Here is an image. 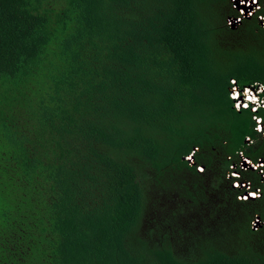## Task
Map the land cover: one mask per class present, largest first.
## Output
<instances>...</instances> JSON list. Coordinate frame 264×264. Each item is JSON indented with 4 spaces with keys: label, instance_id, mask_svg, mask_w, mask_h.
Masks as SVG:
<instances>
[{
    "label": "trees",
    "instance_id": "obj_1",
    "mask_svg": "<svg viewBox=\"0 0 264 264\" xmlns=\"http://www.w3.org/2000/svg\"><path fill=\"white\" fill-rule=\"evenodd\" d=\"M230 1L0 0V264H264L230 96L264 97V0Z\"/></svg>",
    "mask_w": 264,
    "mask_h": 264
},
{
    "label": "rangeland",
    "instance_id": "obj_2",
    "mask_svg": "<svg viewBox=\"0 0 264 264\" xmlns=\"http://www.w3.org/2000/svg\"><path fill=\"white\" fill-rule=\"evenodd\" d=\"M230 2H231V5H232V8L238 10V12H239V14H241V16L248 17L249 14L253 12L252 10L254 8L258 9L257 8V3H255L256 1L254 2V0H247V1L246 0H231ZM259 20L262 22V25H264V19H259ZM238 21H239V19L231 20L230 21L231 24L230 23H228V24H230L231 26L232 25L236 26L239 23ZM235 107L237 108L238 106H235ZM242 163H243V165H242L241 168L243 170H245L249 166L248 165V161L244 159V160H242ZM260 164H261V162H259V165ZM244 189L247 190L246 187ZM245 196H248V195L244 194L242 199H244ZM262 225H263V222L260 219L256 218L255 222L253 223V228L254 229H257V228L260 229V227Z\"/></svg>",
    "mask_w": 264,
    "mask_h": 264
},
{
    "label": "built area",
    "instance_id": "obj_3",
    "mask_svg": "<svg viewBox=\"0 0 264 264\" xmlns=\"http://www.w3.org/2000/svg\"><path fill=\"white\" fill-rule=\"evenodd\" d=\"M244 92L245 93L247 92L246 95L248 100L253 99V101H256L255 104L252 106L253 111L255 109H258L257 105H260V107L264 109V97H259V94L263 93L262 86H258L256 91H253L252 89H244ZM239 94L240 93L236 89H234L230 96L235 101V106H238L240 108L246 107L245 101L239 97ZM257 125H258L257 129L258 131H260V129L262 128L261 126H264V123L262 122L261 119H258Z\"/></svg>",
    "mask_w": 264,
    "mask_h": 264
},
{
    "label": "clouds",
    "instance_id": "obj_4",
    "mask_svg": "<svg viewBox=\"0 0 264 264\" xmlns=\"http://www.w3.org/2000/svg\"><path fill=\"white\" fill-rule=\"evenodd\" d=\"M247 1V0H246ZM254 2H255V0H254ZM256 3V2H255ZM250 15V14H249ZM247 92L245 93L244 92V90L242 91V93H240L239 94V97L242 99V100H244L245 101V103H246V107H244V108H249V107H252L254 104H255V102L256 101H253V99H250V100H248L247 99ZM262 94L263 93H261V94H259V97H262ZM253 98V97H252ZM252 100V101H251ZM258 106V108H261L260 107V105H257ZM262 128L260 129V131L259 132H263L264 131V126H261ZM264 136V135H263ZM263 175H264V173H263Z\"/></svg>",
    "mask_w": 264,
    "mask_h": 264
}]
</instances>
